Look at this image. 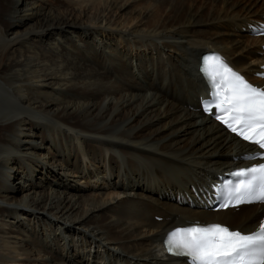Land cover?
<instances>
[{
  "label": "bare ground",
  "instance_id": "bare-ground-1",
  "mask_svg": "<svg viewBox=\"0 0 264 264\" xmlns=\"http://www.w3.org/2000/svg\"><path fill=\"white\" fill-rule=\"evenodd\" d=\"M7 1L0 58L33 41L57 67L0 59V264H183L161 247L171 228L196 220L257 228L264 205L217 212L201 205L210 181L247 165L241 156L254 146L202 115L199 66L204 53L218 51L254 79L264 37L248 30L264 19V0H245L241 14L225 20L228 34L211 27L223 17L131 25L125 0L116 14L109 0L100 2L113 14L101 22Z\"/></svg>",
  "mask_w": 264,
  "mask_h": 264
},
{
  "label": "snow or ice",
  "instance_id": "snow-or-ice-1",
  "mask_svg": "<svg viewBox=\"0 0 264 264\" xmlns=\"http://www.w3.org/2000/svg\"><path fill=\"white\" fill-rule=\"evenodd\" d=\"M204 59L200 70L211 92L210 98L201 100L203 110L244 141L257 146L259 150L244 159L264 157V88L249 83L222 58ZM230 175L246 179L228 193L227 203L221 207L233 200L239 204L245 198L264 201V164ZM165 244L170 253L190 257L192 264H264V221L256 231L247 234L219 223L176 228L167 234Z\"/></svg>",
  "mask_w": 264,
  "mask_h": 264
},
{
  "label": "rangeland",
  "instance_id": "rangeland-1",
  "mask_svg": "<svg viewBox=\"0 0 264 264\" xmlns=\"http://www.w3.org/2000/svg\"><path fill=\"white\" fill-rule=\"evenodd\" d=\"M103 0H34L32 4H30L28 7L30 8V11L34 13L38 12L40 9L44 8L41 12H52L55 13L56 16H60L61 18H71L76 19L78 21L81 20H87L90 22H96V21H102V15L106 16L107 13L111 12L113 14L118 13L117 7L120 6L122 3L121 0H109L110 5L112 6L109 10V12H105L103 10V7H100ZM115 1V2H113ZM117 1V2H116ZM130 2V12L127 15H123V19L129 24L131 23L135 25L137 21L142 22V18H146V22H144V26H167V27H176L181 24H184L186 20L190 17H195L197 19H204L209 18L212 19L214 17H223L224 21L222 20L219 23L211 24V27L215 30H221L223 32H226L227 34L233 30V27H231V24L228 22H225L226 19L233 18L235 16V13L241 14L242 6L241 4L245 0H230L232 3L239 4L235 9L231 10V8H228L226 5L223 4L224 0H125L123 2ZM214 1V2H212ZM113 2V4H112ZM205 2V3H204ZM209 2V3H208ZM119 3V4H117ZM220 3V4H219ZM215 4V5H214ZM218 4V5H217ZM222 4V6H220ZM118 5V6H117ZM134 5V6H133ZM224 5V7H223ZM116 8H115V7ZM13 8L10 3L7 0H0V29L1 31H4L7 28V23L4 20L5 14L7 10H10ZM25 8L24 5H21L18 7V9ZM133 8V9H132ZM138 8V10H137ZM115 11H114V10ZM136 9V10H135ZM141 12H140V10ZM113 10V11H112ZM237 10V11H236ZM145 14H144V13ZM235 12V13H234ZM109 13L108 16L111 14ZM131 13V15H130ZM111 14V15H113ZM135 14V15H134ZM219 14V16H218ZM236 14V15H237ZM143 17H142V16ZM149 15V16H148ZM126 16V17H125ZM133 16V17H131ZM136 16V17H135ZM139 19H137L138 17ZM128 17V18H127ZM131 17V18H130ZM225 17V18H224ZM128 19V20H126ZM137 19V20H136ZM221 19V18H219ZM36 21L35 19L33 22ZM136 21V22H135ZM31 22V23H33ZM135 22V23H134ZM140 22H138L140 24ZM214 22V21H213ZM225 22V24H224ZM126 23V22H125ZM147 26V27H148ZM210 27V28H211ZM217 27V28H216ZM222 32V33H223ZM226 33H224V36H228ZM90 37H85V40H87ZM92 38L94 39V42L96 44L98 43L99 38H101L100 35L98 37L96 35H93ZM55 38H52L51 41H54ZM246 39V38H244ZM34 42H23L18 50L14 52L7 53L1 57L2 60L6 63L7 66H12L14 59L17 60L21 57L23 59H27L28 57L32 59H39V61L46 62L47 68H50V70L53 68L56 70L57 65L54 63V55L51 53L45 52V51H39L37 50L36 46H33ZM91 50H95V48H92ZM13 53V55H11ZM80 53V52H79ZM94 53V51H93ZM133 53H136L134 50ZM142 53L145 54L146 52L142 50ZM165 55V59H166ZM0 58V59H1ZM31 59V60H32ZM53 61V62H52ZM92 62V61H91ZM57 63V62H56ZM95 63V64H94ZM97 62H92L90 64L93 68L94 65H96ZM55 66V67H54ZM4 71L0 69V76L3 75ZM29 85H26L24 88V92H27V94L38 96L39 92H37L34 89L29 90ZM37 143H41L40 140L36 139ZM33 141V143H36ZM41 176V174H40ZM2 227V218L0 217V228ZM114 258V257H113ZM109 259V257H108Z\"/></svg>",
  "mask_w": 264,
  "mask_h": 264
}]
</instances>
